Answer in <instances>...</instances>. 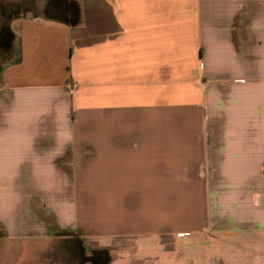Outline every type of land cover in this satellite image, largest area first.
Wrapping results in <instances>:
<instances>
[{
	"label": "crops",
	"instance_id": "1",
	"mask_svg": "<svg viewBox=\"0 0 264 264\" xmlns=\"http://www.w3.org/2000/svg\"><path fill=\"white\" fill-rule=\"evenodd\" d=\"M38 1L0 31V264H264V0Z\"/></svg>",
	"mask_w": 264,
	"mask_h": 264
},
{
	"label": "rangeland",
	"instance_id": "2",
	"mask_svg": "<svg viewBox=\"0 0 264 264\" xmlns=\"http://www.w3.org/2000/svg\"><path fill=\"white\" fill-rule=\"evenodd\" d=\"M38 0H0V31L6 27L10 18L24 14L25 8H31V12L38 10ZM26 5V6H25ZM3 64V54L0 53V68Z\"/></svg>",
	"mask_w": 264,
	"mask_h": 264
}]
</instances>
